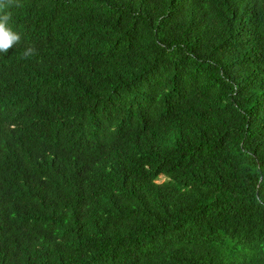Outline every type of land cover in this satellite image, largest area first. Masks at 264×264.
<instances>
[{
    "label": "trees",
    "instance_id": "1",
    "mask_svg": "<svg viewBox=\"0 0 264 264\" xmlns=\"http://www.w3.org/2000/svg\"><path fill=\"white\" fill-rule=\"evenodd\" d=\"M20 3L0 264H264V0Z\"/></svg>",
    "mask_w": 264,
    "mask_h": 264
},
{
    "label": "clouds",
    "instance_id": "2",
    "mask_svg": "<svg viewBox=\"0 0 264 264\" xmlns=\"http://www.w3.org/2000/svg\"><path fill=\"white\" fill-rule=\"evenodd\" d=\"M22 7L20 0H0V52H7L14 45L19 44L21 37L13 31L10 21L12 20L13 8Z\"/></svg>",
    "mask_w": 264,
    "mask_h": 264
},
{
    "label": "snow or ice",
    "instance_id": "3",
    "mask_svg": "<svg viewBox=\"0 0 264 264\" xmlns=\"http://www.w3.org/2000/svg\"><path fill=\"white\" fill-rule=\"evenodd\" d=\"M0 43H2V41H0Z\"/></svg>",
    "mask_w": 264,
    "mask_h": 264
},
{
    "label": "rangeland",
    "instance_id": "4",
    "mask_svg": "<svg viewBox=\"0 0 264 264\" xmlns=\"http://www.w3.org/2000/svg\"><path fill=\"white\" fill-rule=\"evenodd\" d=\"M164 181H165V179H164Z\"/></svg>",
    "mask_w": 264,
    "mask_h": 264
}]
</instances>
